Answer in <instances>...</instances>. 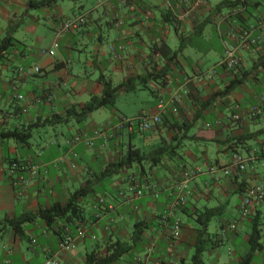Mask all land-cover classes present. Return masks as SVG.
I'll return each instance as SVG.
<instances>
[{
  "label": "crops",
  "instance_id": "crops-1",
  "mask_svg": "<svg viewBox=\"0 0 264 264\" xmlns=\"http://www.w3.org/2000/svg\"><path fill=\"white\" fill-rule=\"evenodd\" d=\"M67 1L72 0L36 8L30 0H0V45L12 41L0 61V221L38 214L54 205L64 207L75 192L90 186L78 200L84 222L75 227L59 220L48 226L37 219L25 224L22 235L9 224H0V264H43L51 256L58 264H85L86 255L97 248L104 252L110 238L132 245L137 230L139 241L117 264H192L200 229L197 220L214 208H221V213L202 238L203 262L241 264L254 221L260 224L264 245V202L254 206L248 219L240 218L247 189L264 186V115H249L264 94V69L257 65L264 53V27L258 28L264 22V0H228L226 7L221 6L225 0H206L182 20L186 7L180 0H134L126 5L119 0H80V4L76 0L74 6ZM78 15H85L86 23L57 39L60 23ZM233 27L250 31L256 43L242 55L240 67L229 71L220 62L225 54L223 37ZM55 42V55L43 56L41 50L53 49ZM33 67H40L41 73H20ZM151 74L159 77L143 84ZM101 76L115 86L136 85V90L120 95L148 91L149 112L126 115L115 105L103 108L112 110L103 119L96 115L100 109L83 123L43 126L92 96H101ZM186 78L192 79L190 93L175 105L173 96L186 88ZM236 78H244L243 83L224 94ZM161 102L164 111L159 109ZM173 107L179 110L177 115ZM142 112L161 115L162 123L144 135L124 129L113 137H94L101 125ZM235 114L241 116L240 122L232 121ZM28 128L32 130L28 141L7 137L10 131ZM42 129L46 137L37 139L35 131ZM250 135L252 139L238 142ZM75 136L94 140L69 145ZM137 136L143 137L140 149L149 147L150 153L168 145L169 151L159 161L149 158L148 165L136 171L131 167L104 177L107 166L118 163L132 146L139 148ZM208 147L215 153L213 161L207 156ZM234 153L252 159L244 172L225 175L222 169ZM17 161L29 168L11 176L10 165ZM30 167L36 168L33 176ZM192 169L202 173L188 183L186 205L171 217V222L182 223L181 238L174 241L161 219L174 200L173 187L183 172ZM17 175L30 179L22 196L12 184ZM131 188L145 196H136ZM148 188L159 191V198H153ZM234 223L236 228L229 229ZM78 229L85 231L84 238L75 249L58 254L60 241ZM251 264H264V247Z\"/></svg>",
  "mask_w": 264,
  "mask_h": 264
},
{
  "label": "trees",
  "instance_id": "trees-1",
  "mask_svg": "<svg viewBox=\"0 0 264 264\" xmlns=\"http://www.w3.org/2000/svg\"><path fill=\"white\" fill-rule=\"evenodd\" d=\"M57 2V1H64V0H30L29 4L35 6L36 8L45 7L50 2ZM75 1V0H72ZM237 1V0H236ZM231 3L228 0H225L221 6L226 7ZM236 4H241V2H236ZM245 4V3H244ZM241 4V5H244ZM79 16V15H78ZM75 17V16H74ZM72 17V18H74ZM69 19V18H68ZM264 23V22H262ZM261 23V24H262ZM83 26V25H82ZM81 27V26H80ZM235 28V27H233ZM236 29V28H235ZM77 30V29H76ZM244 31V30H240ZM247 31V30H245ZM72 32V31H71ZM228 33V32H227ZM227 33L223 37V44L224 41L227 39ZM254 45V44H253ZM12 46L11 39L5 40L2 45H0V61H2V58L4 56V52L9 49V47ZM184 47V44H181V49ZM225 47V45H224ZM226 51V48H225ZM225 57V54H224ZM222 58L220 65L223 66L225 69H227L223 64L222 61L224 59ZM241 64V61H240ZM240 64L229 71H234L240 67ZM258 67H261L264 69V53L258 58ZM31 69V68H30ZM27 69V70H30ZM24 70V69H23ZM25 70V71H27ZM228 70V69H227ZM159 77V75H148L146 78H143V84L155 80V78ZM186 80V79H185ZM244 81V78H236L232 81H230L227 84V89L223 92L224 94L228 95L232 91H234L239 85H241ZM99 82L103 85V93L101 96H92L90 100L83 104V105H75L68 109L65 113V115H57L51 120H47L43 123V126H51L56 127L57 125L62 124H68L69 122L75 121L76 123H83L89 115L92 113L103 109V108H114L118 96L122 93V91H134L136 90V85L133 82H129L127 84H121V85H113L111 81L105 80L103 76L99 78ZM191 83V82H190ZM189 83V84H190ZM189 84H187L185 89L189 90ZM183 92V91H182ZM190 93V92H189ZM189 95V94H188ZM262 94L261 96H263ZM187 96V95H185ZM259 96V97H261ZM259 99V98H258ZM258 99L256 100V103L258 102ZM256 103L254 105H256ZM253 105V106H254ZM179 112V110H178ZM148 113V112H147ZM173 113V112H172ZM177 115V114H175ZM234 116V115H233ZM232 116V121L233 120ZM242 120V118H241ZM240 120V121H241ZM240 121H234V122H240ZM161 123H162V116H161ZM160 123V124H161ZM159 124V125H160ZM158 125V126H159ZM150 132V131H149ZM144 135V133H141ZM32 136V130L30 128L25 130H15L10 131L7 134V137L10 139H14L16 141H28L29 138ZM254 135L245 136L238 139V142L250 140L253 138ZM168 145L161 146L156 150H153L149 153V151L145 149L140 148H134L132 146L131 149L127 151L125 156L121 158V160L118 163L109 165L106 167L105 171L103 172L104 177H112L124 169H128L133 167L135 164H139L140 166H143L144 162H149V158L157 159L158 161L161 160V157L168 152ZM167 154V153H166ZM157 156V157H156ZM24 164L21 162H13L12 164ZM10 165V167H11ZM88 188L90 186H87L85 188H82L75 192L68 200L67 204L64 207H60L58 205H54L50 209L42 210L38 214H31L26 213L20 217H16L13 219H5L3 221H0V224H9L11 226L16 234L22 235L24 233V226L27 223L34 222L37 219H42L45 221V223L48 226L54 225L59 220L65 221L69 225H73L75 227H78V225L82 224L84 222V215H83V208L79 204L78 200L85 196L88 192ZM221 213V208H214V209H207L204 211L198 218V223L200 226L199 229V237L197 241V247L196 252L193 257L192 264H204L203 262V254L205 252V245L206 242L203 241V236L207 233L208 227L210 223L217 218ZM143 223L140 225H137V229L142 226ZM140 231L137 230L135 232V236L133 237V243L132 245L126 242H122L120 240H113L109 239L105 243V251L102 252L100 249H95L92 252L88 253L85 258V264H117L120 262L125 255H127L129 252H131L134 249L135 244L139 241ZM262 240V230L260 228V224L257 223V221H254V225L252 227V232L250 235V239L248 242V251L243 257V261L241 264H251L253 262V258L255 254L258 251H261L264 247Z\"/></svg>",
  "mask_w": 264,
  "mask_h": 264
},
{
  "label": "built area",
  "instance_id": "built-area-1",
  "mask_svg": "<svg viewBox=\"0 0 264 264\" xmlns=\"http://www.w3.org/2000/svg\"><path fill=\"white\" fill-rule=\"evenodd\" d=\"M129 1H134V0H119V2L123 5H126ZM205 2L206 0H180V5L186 7V11L184 15H182L179 18V20L186 18V16L189 13L200 10L204 6ZM85 23H86L85 15H79V16H75L74 18L66 19L65 21L61 22L60 25L56 28L55 36L58 39L61 35L74 31L78 29L80 26L84 25ZM263 27H264V23L258 26V28L260 29H262ZM226 37L227 39L224 41L226 51L222 64L228 70H232L240 64L242 55L246 51H248L253 44L256 43V40H254L251 37L250 31H240V30H236L235 28L229 29ZM57 47L58 44L57 42H55L53 45V49L50 50L42 49L41 54L43 56L44 55L54 56L55 49ZM20 73L25 76H30L34 74H40L41 69L40 67H33L27 71L20 69ZM190 82H192V79L186 78L185 85L189 84ZM188 94H189V90L184 89L181 94L175 93L172 101L174 102L175 105H179L183 102L184 96ZM159 109L164 111L165 104L163 102L160 103ZM172 112L173 114H178L177 107H173ZM249 115L251 118H256L264 115V95L259 97L256 105L250 108ZM233 120L240 121L241 116L235 114L233 116ZM160 123H161V115L159 114L150 115L147 112H142L140 116L135 118H121L117 124L105 123L101 125V127L94 132V137L95 138L113 137L114 134H117L118 132L124 129L131 132L147 133L149 131H152ZM93 140L94 139H89L83 136H75L72 140L68 142V144L74 145L82 141H85L86 144L89 145L91 142H93ZM251 159L252 157L247 158L238 153H234L230 159L228 166L224 167L222 171L224 172L225 175H231L234 171L244 172L247 169V165L249 161H251ZM61 160L63 161L66 160V157H63ZM28 168L29 167L25 163L19 165L14 163L10 167L11 176H13L15 173L19 171L24 172ZM30 169H31L30 170L31 175L32 176L35 175L37 172L36 168L30 167ZM201 173L202 171L200 169H192L183 172L182 175L180 176V181L173 187V191L170 192V197H174V196L175 197L172 203L170 204L168 214L162 217L161 224L170 232L171 238L174 241H177L181 238L182 223L179 219H175L173 222H171V217L173 216L176 210L186 205V189L188 183L192 179L200 175ZM12 184L13 187L17 189L18 196H22L24 189L27 188L30 184V179L24 177L23 175H17L15 178H12ZM147 190H148L147 192L150 193V195L153 198L155 199L159 198L160 195L159 191H155L153 189L150 190L149 188ZM130 191L138 197L145 196V193L142 190H135L131 188ZM262 202H264V186L258 185L248 188L244 195L240 207L241 220L248 219L252 213L254 206L257 203H262ZM236 224L237 223H234L231 226H229V229H235ZM84 236H85V231L82 229H78L75 235H66L60 241L58 254L66 253L68 251L75 249L77 242L80 239L84 238ZM222 236L223 237L226 236V231L223 232ZM43 264H58V261L54 256H51V257H47Z\"/></svg>",
  "mask_w": 264,
  "mask_h": 264
},
{
  "label": "rangeland",
  "instance_id": "rangeland-1",
  "mask_svg": "<svg viewBox=\"0 0 264 264\" xmlns=\"http://www.w3.org/2000/svg\"><path fill=\"white\" fill-rule=\"evenodd\" d=\"M80 0H77L78 4ZM87 1H95V0H87ZM75 1H67L66 4L72 5L74 6L76 3ZM82 3L84 4H88V2L83 1ZM88 47L85 49L87 50V53H89V51H91V42L88 41L87 42ZM81 48V47H79ZM77 59V57H76ZM85 59V57H83V60ZM87 71H89V69H87ZM147 97H149V92L146 90H139L136 93H131L128 96L127 95H119L116 101V109L120 110L122 112H124V114L129 115V114H134V113H138L141 112L142 110H148L149 112V108L147 107L145 100L147 99ZM113 109V108H111ZM112 110L110 109H103L101 110V112H98L96 115H98V119H103L106 118L107 115L109 116L110 112ZM45 132V129L42 130H38L35 131V137L38 139L39 136H42L43 138L46 137V135H44L43 133ZM135 143L137 144V146L139 148L144 147L141 145V142L143 141V137L142 136H137L135 138ZM145 142V141H144ZM146 146V145H145ZM149 151V147L146 148ZM207 156L213 161L214 160V155L215 153L213 152V150L208 147V151L206 152ZM181 156L187 161L186 156H184L183 152L181 154ZM143 165H148V162H144ZM136 169H140V165L139 164H135L132 168L133 171H136ZM213 225L211 226V229H213ZM224 247H227L226 245Z\"/></svg>",
  "mask_w": 264,
  "mask_h": 264
}]
</instances>
